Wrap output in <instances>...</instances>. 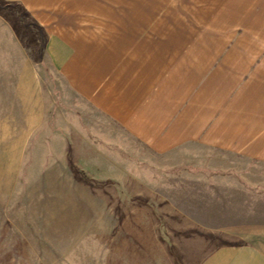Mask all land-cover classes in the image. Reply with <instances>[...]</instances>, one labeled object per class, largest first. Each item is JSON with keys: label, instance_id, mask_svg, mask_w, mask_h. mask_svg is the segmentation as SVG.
<instances>
[{"label": "rangeland", "instance_id": "obj_1", "mask_svg": "<svg viewBox=\"0 0 264 264\" xmlns=\"http://www.w3.org/2000/svg\"><path fill=\"white\" fill-rule=\"evenodd\" d=\"M46 36L0 4V264L101 257L133 218H151L175 264L219 246L264 250V165L212 149L151 153L69 87Z\"/></svg>", "mask_w": 264, "mask_h": 264}, {"label": "crops", "instance_id": "obj_2", "mask_svg": "<svg viewBox=\"0 0 264 264\" xmlns=\"http://www.w3.org/2000/svg\"><path fill=\"white\" fill-rule=\"evenodd\" d=\"M0 4L39 20L53 69L151 153L212 149L264 165V0ZM125 229L117 249L77 264H175L151 218ZM196 264H264V250L219 246Z\"/></svg>", "mask_w": 264, "mask_h": 264}]
</instances>
